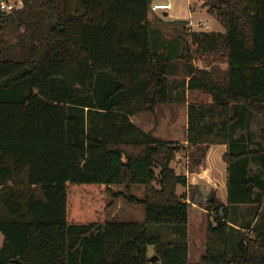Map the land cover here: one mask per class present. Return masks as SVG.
<instances>
[{
  "label": "trees",
  "instance_id": "obj_1",
  "mask_svg": "<svg viewBox=\"0 0 264 264\" xmlns=\"http://www.w3.org/2000/svg\"><path fill=\"white\" fill-rule=\"evenodd\" d=\"M200 1L224 34L183 21L169 41L149 19L153 0H23L0 13V264H148L150 245L162 264H190L177 194L188 179L171 164L185 152L189 173L205 174L215 145L227 147V205L210 202L198 264H264V126L252 130L264 124V0ZM202 53L226 68L194 65ZM178 62L183 89L207 96L188 105L187 147L132 121L172 103ZM118 199L142 206L144 222L112 218Z\"/></svg>",
  "mask_w": 264,
  "mask_h": 264
},
{
  "label": "rangeland",
  "instance_id": "obj_2",
  "mask_svg": "<svg viewBox=\"0 0 264 264\" xmlns=\"http://www.w3.org/2000/svg\"><path fill=\"white\" fill-rule=\"evenodd\" d=\"M192 6L196 8L195 14L192 21L194 22V28H189L195 32H206V33H225V29L221 24H219L210 14L207 9L204 8L200 0H190ZM157 2V1H155ZM162 14V12H161ZM150 19H153L151 17ZM202 19L205 23V27L198 26V20ZM158 20V19H155ZM164 25H157L155 27H160L163 32L165 39L169 40L177 36L181 31H183V24H174L168 22V19L164 18ZM194 55L195 64L198 67H204L205 65H218L221 69H225V62L218 55L211 53H202ZM177 66L172 68L173 74L169 76V82L174 83V85L181 86L173 91V101L171 104L161 105L157 108L154 114L152 113H142L132 117L134 124L139 125L142 130L151 134L154 138L166 142L184 143L187 147L186 137H187V108L192 102H205L207 101V96L199 92H189L183 89L184 73L187 71V64L185 63H174ZM185 91V97L182 99L180 93ZM180 101H177V100ZM263 120L257 117L253 124L252 130L256 138L260 137V131L263 128ZM227 147L224 145L212 146L207 154L205 168L206 173H189L188 186L178 187L179 196H185L189 205V223H188V240L189 249L191 250L192 262L198 257V244L200 246L201 252L204 249L207 236V223L208 220H212L217 214L212 210L210 206V199L212 193L214 192V185L210 183L215 181L217 186V192L215 196L217 202L215 205H227V167L224 162V154ZM171 167L176 170L177 173H184L187 175L188 163L187 156L185 152L178 154L175 161L172 162ZM160 170L156 171L157 176H159ZM202 176L203 178H200ZM212 180H211V179ZM116 191H124L123 186L114 187ZM144 187L135 186L131 189V193L140 199L144 197ZM248 208H242L239 211L240 220L244 218L249 219ZM110 215H115L114 219L119 221H134V222H144V208L138 204H130L124 199H118L114 202V205L110 211ZM210 218V219H209ZM151 233L159 234L160 238L168 241L173 239L172 232L168 227L163 225H154L151 228ZM175 238V237H174ZM5 238L0 232V249L4 244ZM156 254V249L154 246L150 245L148 247L149 260L153 259ZM148 264H162L160 261H151ZM191 264V263H190Z\"/></svg>",
  "mask_w": 264,
  "mask_h": 264
},
{
  "label": "crops",
  "instance_id": "obj_3",
  "mask_svg": "<svg viewBox=\"0 0 264 264\" xmlns=\"http://www.w3.org/2000/svg\"><path fill=\"white\" fill-rule=\"evenodd\" d=\"M155 1H157V2H155ZM158 3L170 4L171 9H170V11H167V12L159 11V12H155L154 14L151 13L149 16V19L151 17H153V19H150L151 24L153 26L157 23V20H155V19H158V18L161 19L163 21V23H165L164 18H166V19H168V22L174 23L175 25L181 24L180 22H183V21H190V19L193 18L195 11H196V8H194L192 6L193 4L190 0H153L152 5L158 4ZM161 12H162V14H161ZM181 34H182V31L177 36H175L173 38H176ZM173 38L169 39V41L172 40ZM137 126L139 128H141L139 125H137ZM177 194H178V188H177ZM111 217L115 218V215H111ZM199 248H200V246L198 244V254L199 255L193 262L191 259V250H190L191 248L189 249V261L191 264H198L200 262L201 258L205 255V252H206L205 246H204V249L202 252H201V249H199Z\"/></svg>",
  "mask_w": 264,
  "mask_h": 264
},
{
  "label": "built area",
  "instance_id": "obj_4",
  "mask_svg": "<svg viewBox=\"0 0 264 264\" xmlns=\"http://www.w3.org/2000/svg\"><path fill=\"white\" fill-rule=\"evenodd\" d=\"M24 6V2L23 0H0V13H11L13 11H17L19 9H22ZM153 11H163V12H167L170 11L171 9V5L170 4H154L152 6ZM198 26L201 27H205V23L203 22L202 19L198 20ZM195 24L192 21V19H190L189 21V28H194ZM192 31V30H191ZM178 156V155H177ZM188 163V160H187ZM189 176V171L187 170V175L186 177ZM200 178H203L202 176H199ZM188 179V178H187Z\"/></svg>",
  "mask_w": 264,
  "mask_h": 264
},
{
  "label": "water",
  "instance_id": "obj_5",
  "mask_svg": "<svg viewBox=\"0 0 264 264\" xmlns=\"http://www.w3.org/2000/svg\"><path fill=\"white\" fill-rule=\"evenodd\" d=\"M210 202H211L212 204H216V202H217L216 197L212 196L211 199H210ZM223 212H224L223 209H221V210H220V213H221V216H222V217H223V215H224ZM157 260H158V257L155 256L153 259H150V262H151V261H157Z\"/></svg>",
  "mask_w": 264,
  "mask_h": 264
}]
</instances>
